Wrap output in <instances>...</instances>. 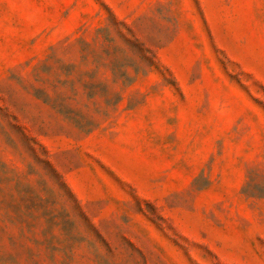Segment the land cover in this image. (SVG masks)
Masks as SVG:
<instances>
[{
    "label": "rangeland",
    "instance_id": "obj_1",
    "mask_svg": "<svg viewBox=\"0 0 264 264\" xmlns=\"http://www.w3.org/2000/svg\"><path fill=\"white\" fill-rule=\"evenodd\" d=\"M0 264H264V0H0Z\"/></svg>",
    "mask_w": 264,
    "mask_h": 264
}]
</instances>
